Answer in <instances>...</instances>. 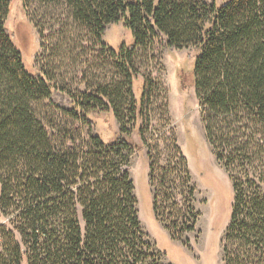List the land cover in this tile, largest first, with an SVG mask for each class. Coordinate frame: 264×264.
Masks as SVG:
<instances>
[{"label":"trees","instance_id":"16d2710c","mask_svg":"<svg viewBox=\"0 0 264 264\" xmlns=\"http://www.w3.org/2000/svg\"><path fill=\"white\" fill-rule=\"evenodd\" d=\"M38 1H62L70 9L106 50L130 100L120 105L118 88L73 99L27 70L5 27L10 0H0V264H161L138 219L128 164L137 148L132 132L145 145L148 125V86L133 58L153 37L170 49L196 51L193 88L204 137L231 181L224 264H264V0ZM118 24L131 41L114 47L104 35ZM42 100L86 129L84 150L50 147L46 126L32 111ZM98 112L120 125L108 141L90 117ZM169 138L172 167L160 166L157 150L147 151L148 182L153 214L179 238L194 229L197 213L188 167L170 130ZM177 179L186 217L160 212L159 199L177 204ZM182 219L191 222L176 230Z\"/></svg>","mask_w":264,"mask_h":264},{"label":"rangeland","instance_id":"374dc122","mask_svg":"<svg viewBox=\"0 0 264 264\" xmlns=\"http://www.w3.org/2000/svg\"><path fill=\"white\" fill-rule=\"evenodd\" d=\"M5 27L24 67L46 76L51 85L68 97L79 99L85 93L92 94L97 90L111 94L118 88L120 105L130 100L122 90V76L108 59L106 50L97 45L83 24L74 21L70 9L62 1L44 5L38 0H10ZM104 39L114 47L122 40L131 41L121 24L107 26ZM147 40L145 45L136 48L133 58L139 77L148 86L149 101L144 111L148 120L147 129L144 126L146 144L141 145L136 132H132L137 148L129 155L128 163L141 228L158 253L161 264H224L223 233L232 203L231 181L215 160L204 137L193 88L192 63L196 51L192 46L170 49L161 37ZM139 86L140 82L136 80L133 86L135 98L139 96ZM32 111L45 124L51 148L73 150L74 145L82 150L86 148V129L78 128L72 118L60 113L53 104L37 101ZM116 111L119 114L120 109ZM90 117L103 140L108 141L117 134L120 125L110 113H92ZM129 127L130 124L126 125ZM169 130L187 164L194 188L192 206L197 213L194 229L181 231L179 238L153 214L152 187L148 182L147 151L154 155L157 150L160 166L172 167L168 148L170 138L167 141ZM178 186L177 179L173 188ZM169 190L171 186L166 192ZM164 191L162 188L161 192ZM174 192L177 193V204L159 199L160 212L165 216L172 213L186 217L183 192L180 188ZM188 222L191 220L186 223L182 219L176 230ZM14 234L19 243L20 236ZM2 240L4 242L5 238Z\"/></svg>","mask_w":264,"mask_h":264}]
</instances>
